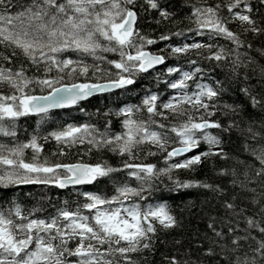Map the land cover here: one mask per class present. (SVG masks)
<instances>
[{
    "label": "snow or ice",
    "instance_id": "snow-or-ice-1",
    "mask_svg": "<svg viewBox=\"0 0 264 264\" xmlns=\"http://www.w3.org/2000/svg\"><path fill=\"white\" fill-rule=\"evenodd\" d=\"M181 7L0 0V264H264V0ZM152 12L172 27L142 30ZM205 161L218 179L181 178ZM22 185L73 199L26 209Z\"/></svg>",
    "mask_w": 264,
    "mask_h": 264
},
{
    "label": "trees",
    "instance_id": "trees-1",
    "mask_svg": "<svg viewBox=\"0 0 264 264\" xmlns=\"http://www.w3.org/2000/svg\"><path fill=\"white\" fill-rule=\"evenodd\" d=\"M20 3H24L25 0H19ZM166 2L168 4L174 5V11L177 12V16L174 17V19H179V17L181 15H183V12L185 11V9H183L182 3L183 0H166ZM213 2V0H209V3ZM253 5H254V10H255V5H256V0H252ZM259 14V13H258ZM151 17V18H150ZM155 17H156V13L152 12L150 15L148 13H144L139 21V26L142 30H146L148 31L150 34H155L158 31H162L166 28H171V24L166 23V22H161V26H158L154 21H155ZM178 26L183 27L182 24H179ZM174 30V29H173ZM221 43H224V41H220ZM259 41H254V43H258ZM173 62V61H170ZM142 84H144L145 86H151L149 83L148 78H144L141 81ZM137 88H139V85H137ZM240 99L239 97V93L238 91H236V89L233 87L231 88V90L229 91L228 95L225 96V99ZM114 99V98H113ZM128 99L135 103L137 97L134 95L129 94L128 95ZM109 98L105 95V96H95L94 98L89 99L88 101V108L89 109H94L96 107H101L103 108L105 105L108 104ZM71 116H73L76 119H85L86 117H84L82 114L78 113V112H72L70 113ZM65 113L61 112L59 113V117L60 118H64ZM57 122H59L57 120ZM20 125L21 127H28L29 125L35 126V122L34 119L31 120H25L24 118H21L20 120ZM46 149L48 151H52L55 148L54 144L48 143L45 145ZM236 148V145L230 141H226L225 143V150L226 151H234ZM93 159H95V156L93 157ZM213 163H215V165L217 167L222 166L225 162L221 161L219 159H215L213 161ZM213 167L212 164L209 163L208 161H205L202 165H200L195 172H189V173H182L181 174V178H195V179H207V180H213V179H218L216 177L213 176ZM101 190V191H110L109 186L106 184V182L104 180H101L98 184H95L94 186H92L90 188V190L95 191V190ZM188 192V196H186V199H195L197 200V202H199V199L201 198V191L197 190V189H190L187 190ZM25 193H29V195H25ZM4 193H0V195H3ZM10 196H14V197H18L19 201L22 202L25 205V208H29L32 207L36 204H39L42 207L47 208L48 211H50L51 209L48 208L47 204H45V202L41 199L42 196L45 195H49L52 197H56L59 196L62 199L68 200V201H72L73 199V195L71 192L69 191H63V190H56L53 189L51 192H46L45 189L43 188V186H36V185H22L19 188V191H16L14 189H9L8 193H6ZM179 198H177L178 202ZM176 202H173L174 205ZM195 211V210H193ZM177 214H178V218H179V210H177ZM37 215H40V213L38 212ZM197 226V222L196 219L185 213L184 215V219L182 222V227L180 229H177L175 232L171 233L170 236H183V237H187L192 229L194 227ZM199 227H203V224H199ZM153 264H155V262L153 261Z\"/></svg>",
    "mask_w": 264,
    "mask_h": 264
},
{
    "label": "water",
    "instance_id": "water-1",
    "mask_svg": "<svg viewBox=\"0 0 264 264\" xmlns=\"http://www.w3.org/2000/svg\"><path fill=\"white\" fill-rule=\"evenodd\" d=\"M98 96V95H97ZM91 99V98H90Z\"/></svg>",
    "mask_w": 264,
    "mask_h": 264
}]
</instances>
